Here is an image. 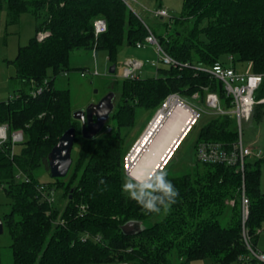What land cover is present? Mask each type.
I'll return each mask as SVG.
<instances>
[{
    "label": "trees",
    "instance_id": "1",
    "mask_svg": "<svg viewBox=\"0 0 264 264\" xmlns=\"http://www.w3.org/2000/svg\"><path fill=\"white\" fill-rule=\"evenodd\" d=\"M3 11L7 26L18 24L25 13L42 19L36 35L11 61L14 92L0 102V124L25 134L14 157L10 144L0 147V186L12 205L2 220L12 237L13 264L239 262L249 254L242 219L243 184L250 201L246 234L257 248L264 227L261 160L248 159L244 177L232 167L197 159L182 175H173L170 167L163 179L178 190L174 202L168 204L170 194L157 186L156 176L152 191L143 192L145 200L160 207L159 212L143 210L121 188L126 179L125 137L135 125L136 110L152 111L150 122L170 94L191 98L195 93L203 97L207 91L217 92L222 105L232 108L220 81L191 67L165 66L158 68L156 78L110 80L108 92L120 97L105 128L110 131L85 139L81 122L73 118L70 90L57 88L56 79L73 70L70 61L75 51H105L108 60L116 62L120 47L144 42L145 23L123 0H0V19ZM100 18L106 20L107 30L96 36L95 21ZM175 24L167 36L150 29L180 63L212 67L228 64L232 56L235 67L251 63L254 73L264 75V0H184ZM42 31L50 35L40 42L37 34ZM39 87L44 91L33 95ZM263 97L264 81L255 99ZM253 115L262 119L264 104L256 105ZM70 128L76 130L75 144H81L77 160L66 178L40 183L35 172L48 168L49 153ZM238 140L233 116H210L196 145L218 142L231 149ZM19 172L30 181L18 180ZM56 189L67 200L63 209L48 203ZM158 213L164 217L154 225L133 235L123 232L128 222L142 223Z\"/></svg>",
    "mask_w": 264,
    "mask_h": 264
},
{
    "label": "rangeland",
    "instance_id": "2",
    "mask_svg": "<svg viewBox=\"0 0 264 264\" xmlns=\"http://www.w3.org/2000/svg\"><path fill=\"white\" fill-rule=\"evenodd\" d=\"M128 3L135 14L157 35L167 36L175 30V18L181 15L184 0H128ZM159 9H165L168 12V17L161 18L156 16L155 12ZM41 21L42 19H37L34 15L25 13L21 15L18 24L7 26L6 13L4 11L2 12L0 19V63H4L3 59H9V69L11 70V73L15 72L11 61L17 57L19 48L27 45L36 35L37 25ZM203 25H205V23ZM128 60H141L145 63L144 67L139 71L140 78L142 79L156 78L159 76L158 68H164L162 64H157L159 57L153 46L139 49L136 46L124 45L118 49L117 59L114 63L108 60V55L105 51H99L96 54L94 52L80 50L72 53L70 65L73 70L70 71L68 75L59 76L56 79V87L59 89L70 90L74 111L87 109L90 105L99 103L108 93H110L108 91L111 87H107L110 80H123V74ZM153 63H156L157 65H154ZM112 67H115L114 74H110V69ZM236 67L240 71H246L248 64L237 63ZM9 69L4 71L5 76L8 75V72L10 71ZM95 71L98 72V75H94ZM83 72L85 73V76H82ZM6 82L11 96L14 92V87L12 83H9V80H6L5 83ZM200 97L201 100H194V102L191 98L185 99L207 109V106H203L201 103L204 96L202 97L200 95ZM119 102L120 97L116 93L114 98V111L117 109ZM159 110H157L156 114H158ZM156 114L154 116H156ZM152 115V111L143 108H138L136 110L135 125L127 132L125 137V144L128 149L126 158L140 138L141 132L148 124ZM253 116L254 115H252L250 121L242 122V140L244 146L251 148L253 151V155L249 158V161L255 163L258 160H261L260 190L264 193V116L260 120L253 118ZM209 118V116H204L197 122L195 127L186 135L161 171L165 172L172 167L173 175H182L192 169L193 165L196 163L195 148L199 132ZM105 128L102 132L107 134L110 130H105ZM80 146V143L74 145L72 153L73 161H76L78 158ZM126 158L125 167L127 166ZM34 175L42 184L54 182V178L51 177L50 171L45 166L40 167ZM125 181L134 184L137 191L142 190L144 193H150L152 191L151 184L145 187L138 184V182L132 177L130 178L127 169ZM53 198L55 201L54 206L58 209H63L66 206L67 200L63 197V191L61 189H56L54 191ZM11 209V200L0 190V219H2L5 214L10 213ZM163 217V213H158L153 218L143 221L141 225L143 228L150 227L160 221ZM11 245L12 237L8 227L3 222V233L0 234V264H13ZM256 247L257 249L264 251V227L261 230ZM191 264L219 263H215L211 259H204L194 261ZM232 264L241 263L235 262Z\"/></svg>",
    "mask_w": 264,
    "mask_h": 264
},
{
    "label": "built area",
    "instance_id": "3",
    "mask_svg": "<svg viewBox=\"0 0 264 264\" xmlns=\"http://www.w3.org/2000/svg\"><path fill=\"white\" fill-rule=\"evenodd\" d=\"M130 8L128 0H123ZM156 16L161 18H167L168 12L165 9H159L155 12ZM146 25V24H145ZM148 29V36L144 42H138L136 47L139 49L147 46H153L156 53L158 54L159 61L158 65L162 64L165 67H180V68H193L197 72H203L210 75L212 78L220 81L224 87V93L227 98L230 99L232 108H226L222 105L221 98L217 92L207 91L202 99V105L207 106V109L194 104V100H201L200 94L195 93L191 99L193 102L187 101L179 94H170L162 103L160 111L168 110L172 101H177L180 106L186 109L192 114V121L186 135L195 127L197 122L204 116H219V115H230L233 116L238 124L239 140L231 148H226L222 143L218 142H200L196 145L195 154L196 159L200 163L205 164H224L228 167H232L237 173H241L244 177L245 165L247 160L253 155V151L249 147H245L242 140L241 125L243 121H250L254 112V108L258 104H264V97L260 100L255 99V94L260 89L264 75L254 73L252 68L253 65L248 63L246 71H240L234 66V58L231 56L228 58V64L216 63L214 66L204 65H192L189 63L182 64L169 55L160 45L158 39L146 25ZM107 30V22L105 19L100 18L95 21V34L99 36ZM49 31H42L37 34L38 41L42 42L49 37ZM157 65L156 63H153ZM145 63L141 60H128L126 68L123 74V79L136 80L140 78L139 71L144 67ZM94 75H98L95 71ZM85 76V73H82ZM44 91V87H39L37 90H33V95H39ZM211 112V113H210ZM183 138V140H184ZM25 141V134L23 130L12 131L8 124H0V147L5 144H10V156L14 157L15 150L18 144ZM181 144V143H180ZM18 180H24L29 182V178L22 172L17 175ZM0 190H3V186H0ZM44 188L41 187V191ZM54 191L48 197V203L54 205L55 201L53 198ZM234 204V202H231ZM242 219H243V230L244 239L249 250L247 256L240 258L241 264H264V251L254 248L251 245L250 238L246 234V222L249 217V206L250 201L247 198L245 185L242 186ZM127 264V263H120Z\"/></svg>",
    "mask_w": 264,
    "mask_h": 264
},
{
    "label": "bare ground",
    "instance_id": "4",
    "mask_svg": "<svg viewBox=\"0 0 264 264\" xmlns=\"http://www.w3.org/2000/svg\"><path fill=\"white\" fill-rule=\"evenodd\" d=\"M191 121L192 114L177 101H172L168 110L158 112L127 157L130 177L142 186H149L154 173L161 171L183 141Z\"/></svg>",
    "mask_w": 264,
    "mask_h": 264
},
{
    "label": "water",
    "instance_id": "5",
    "mask_svg": "<svg viewBox=\"0 0 264 264\" xmlns=\"http://www.w3.org/2000/svg\"><path fill=\"white\" fill-rule=\"evenodd\" d=\"M114 72L115 67H112L110 69V74H114ZM114 98L115 93L110 92L99 103L92 104L87 109L76 110L73 112V118L77 121H80L82 124L83 138L91 140L101 134V132L107 126L110 116L114 111ZM155 117L156 116H154V118ZM152 121L148 124L147 128L144 130L142 135L149 128ZM142 135L140 136V138L142 137ZM140 138L138 139V141L140 140ZM138 141L136 143H138ZM75 142L76 130L75 128H70L61 136L58 143L53 147V149L49 153L47 161L52 178L60 179L67 177L74 162L72 153ZM164 167L165 165L162 166V169ZM122 230L127 235H133L142 231L143 227L140 222H128L122 227ZM2 233L3 221L2 219H0V234Z\"/></svg>",
    "mask_w": 264,
    "mask_h": 264
},
{
    "label": "clouds",
    "instance_id": "6",
    "mask_svg": "<svg viewBox=\"0 0 264 264\" xmlns=\"http://www.w3.org/2000/svg\"><path fill=\"white\" fill-rule=\"evenodd\" d=\"M154 174L157 180L159 181L157 186L162 188L165 191V193L170 194L168 204L174 202L175 197L178 194V190L174 187V185L172 184L170 180L165 181L163 179V177L166 175V172L157 171ZM141 183H145V182H141ZM121 188H122V191L126 192L130 199L135 200L141 206L143 210H146L147 212H159L160 211V207L154 204L151 199L145 200L143 198V191L142 190L137 191L134 184L124 181L121 185Z\"/></svg>",
    "mask_w": 264,
    "mask_h": 264
},
{
    "label": "crops",
    "instance_id": "7",
    "mask_svg": "<svg viewBox=\"0 0 264 264\" xmlns=\"http://www.w3.org/2000/svg\"><path fill=\"white\" fill-rule=\"evenodd\" d=\"M4 63H0V102L8 100L11 96L8 91V86L7 82L5 83L6 80L11 79L12 76H14L15 72L11 73V70L9 69V59H3ZM2 61V62H3ZM10 70L8 72V75H4L5 70ZM10 83V82H9ZM144 132V131H143ZM142 135V134H141Z\"/></svg>",
    "mask_w": 264,
    "mask_h": 264
}]
</instances>
